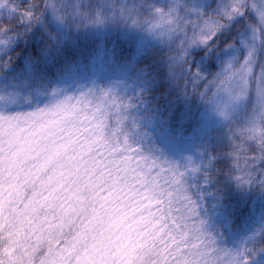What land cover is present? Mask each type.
Segmentation results:
<instances>
[{"label": "snow or ice", "instance_id": "1", "mask_svg": "<svg viewBox=\"0 0 264 264\" xmlns=\"http://www.w3.org/2000/svg\"><path fill=\"white\" fill-rule=\"evenodd\" d=\"M0 264H264V0H0Z\"/></svg>", "mask_w": 264, "mask_h": 264}]
</instances>
